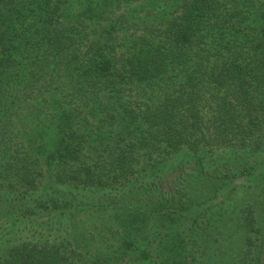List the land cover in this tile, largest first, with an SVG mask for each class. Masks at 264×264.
Masks as SVG:
<instances>
[{
	"label": "trees",
	"instance_id": "obj_1",
	"mask_svg": "<svg viewBox=\"0 0 264 264\" xmlns=\"http://www.w3.org/2000/svg\"><path fill=\"white\" fill-rule=\"evenodd\" d=\"M0 264H264V0H0Z\"/></svg>",
	"mask_w": 264,
	"mask_h": 264
}]
</instances>
